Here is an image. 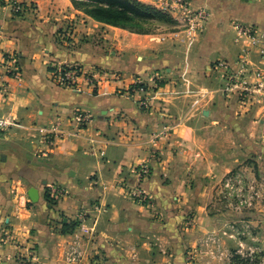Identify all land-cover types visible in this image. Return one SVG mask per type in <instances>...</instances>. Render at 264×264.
I'll return each mask as SVG.
<instances>
[{
  "label": "crops",
  "instance_id": "crops-1",
  "mask_svg": "<svg viewBox=\"0 0 264 264\" xmlns=\"http://www.w3.org/2000/svg\"><path fill=\"white\" fill-rule=\"evenodd\" d=\"M191 4L208 13L201 25L172 14L173 28L137 33L72 0H0V116L15 119L0 136V264L21 246L42 264H189L185 250L213 216L216 181L205 178L264 145V110L238 114L223 78L263 63L253 38H264V0ZM63 64L83 68L78 84L57 83ZM78 111L89 117L83 128ZM57 124L65 135L43 142L41 129ZM143 163L145 179L136 170ZM138 185L152 203L129 194ZM188 212L195 222L186 228ZM211 260L195 264H230Z\"/></svg>",
  "mask_w": 264,
  "mask_h": 264
},
{
  "label": "rangeland",
  "instance_id": "rangeland-1",
  "mask_svg": "<svg viewBox=\"0 0 264 264\" xmlns=\"http://www.w3.org/2000/svg\"><path fill=\"white\" fill-rule=\"evenodd\" d=\"M169 13L172 15L171 12ZM143 26L149 31L165 30L173 28L174 23L152 20L144 22ZM256 48L259 50L263 60L260 66L251 71L249 70L250 72L248 71L247 73L244 70L229 72L228 74H224L223 77L226 81L224 91L235 98L236 102L241 106L237 110L238 114L241 112L254 113L259 109V106L262 107L260 110H264V92H257V89L256 91L245 92L240 88V83L243 80H247L251 86H254L263 78L264 53L261 46H257ZM245 62L251 63L248 60ZM137 83L138 85L142 84L141 81H137ZM143 85L141 86L143 87ZM257 145L254 144L255 147H260V150L255 149L251 151V154H249L243 164L229 171L224 176L209 175L205 178L216 181L214 202H212L208 210L213 216L207 225L209 228L207 229L208 232L200 239L196 246H188L186 248L184 256L187 263L195 264L200 260L219 259L223 256L228 257L230 264H232V258L238 254L241 258L248 260L249 263L264 264V251L261 247L264 233V145ZM150 174L151 169L146 176L140 175L139 177L145 179ZM138 187L142 186H131L129 190L134 191ZM146 191L148 192L147 189ZM148 194V202L152 203L150 193L148 192ZM59 197L61 196L52 194L51 199H58ZM134 199L140 204H149L148 202H141L137 198ZM184 216L186 228L192 227L195 222L194 215L188 212ZM5 222L3 225L6 224ZM76 225L82 227L80 220ZM82 230H84L83 227ZM2 240L5 241L4 239ZM172 242H175V245H177L179 239L173 237ZM236 243L237 245L233 247L232 245ZM33 249L28 246H21L20 251L18 250L14 254V261L9 260L5 264H42L39 256ZM69 256L71 261H73V252ZM74 262L75 260L72 263Z\"/></svg>",
  "mask_w": 264,
  "mask_h": 264
},
{
  "label": "built area",
  "instance_id": "built-area-1",
  "mask_svg": "<svg viewBox=\"0 0 264 264\" xmlns=\"http://www.w3.org/2000/svg\"><path fill=\"white\" fill-rule=\"evenodd\" d=\"M159 8L165 11L171 12L172 14H177L179 19L186 24V27L193 28L195 26L201 25L208 19V13L205 9H195L192 7L191 0H158ZM15 8L19 9L21 7L20 3H15ZM190 29V30H191ZM242 32H248L250 27L243 26L241 27ZM254 45L261 46L263 53H264V38L261 36L256 35L253 38ZM18 69L13 67L8 69L7 72L17 74ZM83 73V68L78 64H63V65H56L54 69V77L57 83L63 87L74 86L78 84L79 78ZM2 76V75H1ZM0 76V86L3 87V91H7V87L4 82H1ZM263 78L259 80L257 85L251 86L247 80H243L240 83V88L243 89L245 92H264V73L262 75ZM143 89V87H142ZM74 119L77 122L78 128H83L89 121L88 115L84 111H78L74 115ZM15 124V119L0 116V136L7 131L11 126ZM44 137L42 138L43 142L54 144L55 139H51L53 134L64 136L65 134L60 130L59 125H54L53 127L49 128L48 130L42 128ZM169 129L166 128L165 131L162 132L163 135L167 134ZM139 176H146L149 171L150 167H148L147 163L141 164L137 169ZM62 191H58V195H61ZM130 195L133 198L139 199L141 202H148L149 194L146 189L142 187H138L134 191H130Z\"/></svg>",
  "mask_w": 264,
  "mask_h": 264
},
{
  "label": "trees",
  "instance_id": "trees-1",
  "mask_svg": "<svg viewBox=\"0 0 264 264\" xmlns=\"http://www.w3.org/2000/svg\"><path fill=\"white\" fill-rule=\"evenodd\" d=\"M75 7L94 19L123 27L137 33H149L144 22L162 20L175 23L173 16L163 9L141 0H72ZM232 264H252L236 254Z\"/></svg>",
  "mask_w": 264,
  "mask_h": 264
},
{
  "label": "water",
  "instance_id": "water-1",
  "mask_svg": "<svg viewBox=\"0 0 264 264\" xmlns=\"http://www.w3.org/2000/svg\"><path fill=\"white\" fill-rule=\"evenodd\" d=\"M29 195H30V197L33 199V200H37L38 199V195H37V189L36 188H31L30 190H29Z\"/></svg>",
  "mask_w": 264,
  "mask_h": 264
}]
</instances>
